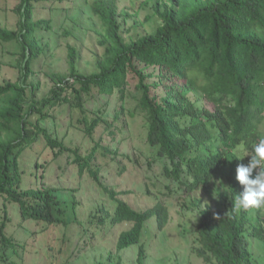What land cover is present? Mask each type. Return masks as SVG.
Returning <instances> with one entry per match:
<instances>
[{
	"label": "trees",
	"instance_id": "trees-1",
	"mask_svg": "<svg viewBox=\"0 0 264 264\" xmlns=\"http://www.w3.org/2000/svg\"><path fill=\"white\" fill-rule=\"evenodd\" d=\"M17 1L18 29L0 27L1 41L21 46L18 81L0 83V264H16L12 257L27 252V243L9 232L15 217L20 218L16 227L24 226L25 232L28 222L41 228L32 235L60 228V252L68 262L115 231L117 252L137 248L138 263L146 264V226L156 219L158 229L165 230L172 201L200 214L198 255L206 262L259 264L250 248L252 239L264 245V207H235L243 191L236 168L251 157L237 160L244 153L233 150L243 142L251 154L253 144L264 138V0L157 2L158 20L148 16L153 32L130 37L124 36L118 1L93 0L92 12L104 29L99 42L104 53L93 72L82 73L78 52L69 44L70 74H51L50 95L40 102L39 84L27 82L35 62L46 58L47 46L40 45L37 32L51 31L53 19H37V11L49 4L52 15L64 12L72 0ZM113 97L120 106L110 116ZM129 98L138 101L147 125V151L139 150L137 160L109 141L132 128L129 118L136 114ZM58 113L67 114L68 128L82 135L79 146L70 147L60 137ZM47 120L53 129L43 126ZM45 153L51 154L49 160L36 158ZM30 155L35 157L31 164ZM121 158L141 161L154 174L139 188L153 200L150 208L135 209L120 198L130 192L104 184L103 173L120 165ZM56 164L62 175L76 167L79 182L87 178L97 188L99 198L84 214L74 190L46 185ZM127 169L125 164L117 175ZM216 180L225 208L215 214L210 205L201 206L198 193L211 190ZM66 191L73 193L58 195Z\"/></svg>",
	"mask_w": 264,
	"mask_h": 264
},
{
	"label": "rangeland",
	"instance_id": "rangeland-1",
	"mask_svg": "<svg viewBox=\"0 0 264 264\" xmlns=\"http://www.w3.org/2000/svg\"><path fill=\"white\" fill-rule=\"evenodd\" d=\"M93 0H72L64 12L57 11L53 15L47 4V9H38L37 19L46 20L53 19L51 22V31L43 33L42 30L37 32V39L40 45H46V58H42L35 62V73L30 76L27 84L40 86L37 90V102L43 97L49 96L53 86L51 82V74H63L69 76V48L71 44L78 52V70L82 73L89 74L95 70L97 57L104 53V49L99 44L102 39L103 26L101 21L93 14L90 2ZM119 6V21L125 37L135 36L136 34H147L153 32L154 23L158 18L155 15L153 5L157 2L163 4L167 0H117ZM19 2L17 0H0V27L9 31L18 29L20 17L16 11ZM151 16L152 21L148 19ZM21 58V46L17 41L4 42L0 40V83L16 82L20 76L19 60ZM45 59V60H44ZM133 90V89H132ZM132 94L137 96L133 90ZM105 102V100H104ZM98 103H95L97 106ZM109 115L112 116L116 106L120 103L116 98L110 101ZM128 106L135 116L129 118L132 128H126L117 140L109 139L114 148L119 146L123 153L129 154L133 159L137 158L139 150L147 151L146 133L147 125L142 111L138 108V101L135 98L128 99ZM48 110H46L47 112ZM58 122L63 125L60 137H64L65 144L70 147L80 145L82 135L78 131L68 128L67 114L59 115ZM51 120L43 122V126L54 128ZM101 133L105 131L101 130ZM264 135V124H263ZM107 139V137H105ZM38 154L42 148H37ZM51 155V154H50ZM50 155H38L36 158L49 160ZM33 156L28 158L29 163L33 162ZM128 159L121 158V164L108 168L104 172L102 179L104 184L118 188L120 192H130L129 194L120 196L126 200L135 209L141 210L150 208L153 200H149L143 195L139 189L144 183L149 181V177L153 176L147 166L137 161L131 163ZM137 160V159H136ZM63 164V163H60ZM127 164V172L122 175L117 174ZM75 168H68L62 175L59 170V164L51 165L46 175V185L57 189L72 191L59 192L58 195L65 194L68 198L73 193L78 201L82 202V209L79 211L84 214L89 205L93 204L98 197L97 188L92 186L90 181L85 178L82 183L79 182V176L73 174ZM30 181V178H29ZM217 183V184H216ZM216 184V185H215ZM80 188V191L78 189ZM209 191L198 193L201 197V206L204 208L210 205L213 212L219 213L224 210V203L219 200V191L222 190L220 181L216 180L210 187ZM103 200V199H102ZM171 218L165 230L160 231L157 226L156 219L148 222L146 233L143 237V243L146 246V264H217L215 261L206 262L198 255L197 226L199 224L200 214L195 209H188L181 203H171ZM20 218L15 217L14 223L10 226V234H14L20 242H26L27 252L22 257L13 256L16 264H139L138 249L132 248L122 252L116 250L115 231L107 240L98 244L94 249L87 251L78 260L68 262L67 256L61 255L62 231L60 228L47 229L44 233L32 232L41 231L36 224L28 222V232H25L24 226L16 227ZM125 229L123 226L120 230ZM50 245L51 250L46 246ZM251 251L254 259L259 264H264V245L260 241L252 239Z\"/></svg>",
	"mask_w": 264,
	"mask_h": 264
},
{
	"label": "clouds",
	"instance_id": "clouds-1",
	"mask_svg": "<svg viewBox=\"0 0 264 264\" xmlns=\"http://www.w3.org/2000/svg\"><path fill=\"white\" fill-rule=\"evenodd\" d=\"M233 151L244 153L236 156L237 160L251 157L247 165L241 163L236 168V180L243 186V191L235 197V207L244 210L264 207V138L253 144L251 154L243 142Z\"/></svg>",
	"mask_w": 264,
	"mask_h": 264
}]
</instances>
